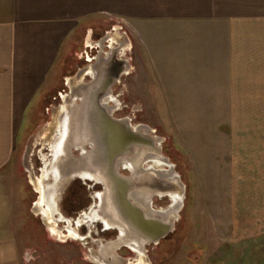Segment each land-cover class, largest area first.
Instances as JSON below:
<instances>
[{
    "label": "rangeland",
    "instance_id": "374dc122",
    "mask_svg": "<svg viewBox=\"0 0 264 264\" xmlns=\"http://www.w3.org/2000/svg\"><path fill=\"white\" fill-rule=\"evenodd\" d=\"M94 19L93 26L82 27L78 42L62 55L61 66L48 77L23 120L17 153L2 183L6 188L0 192V264H224L227 260H231L228 264H264V108L233 109V123L221 125H208L205 110H197L189 124L199 127L187 134L169 110L146 107L148 103L139 98L141 77L134 56H141V47L132 28L116 14ZM88 45L99 47L102 54L113 46L119 58L125 55L130 60L116 85L118 91L113 88L109 93L116 96L120 115L136 118L137 124L161 137L163 155L186 186L174 232L159 244L148 245L145 254L136 253L131 244L118 248L117 263L97 253V240L112 244L115 237L100 232L99 226L88 233L79 227L78 234L88 237L83 240L68 237L65 221L56 227L37 205L42 166L51 160L47 149L55 141L61 110L70 104L66 100L59 107L62 96L85 82L83 68L93 70L83 59L86 50L92 51ZM51 182L50 176L47 183ZM72 182L61 196L58 212L70 219L66 213L71 207L87 205L91 194L79 183L69 189ZM10 186L15 193L8 191ZM167 201H157L154 207L169 208ZM54 228L63 239L52 235Z\"/></svg>",
    "mask_w": 264,
    "mask_h": 264
},
{
    "label": "crops",
    "instance_id": "0c3cea01",
    "mask_svg": "<svg viewBox=\"0 0 264 264\" xmlns=\"http://www.w3.org/2000/svg\"><path fill=\"white\" fill-rule=\"evenodd\" d=\"M110 14L141 47L139 98L187 134L197 110L221 125L233 109L264 108V0H0V192L27 110L81 28Z\"/></svg>",
    "mask_w": 264,
    "mask_h": 264
},
{
    "label": "water",
    "instance_id": "95a60500",
    "mask_svg": "<svg viewBox=\"0 0 264 264\" xmlns=\"http://www.w3.org/2000/svg\"><path fill=\"white\" fill-rule=\"evenodd\" d=\"M129 67L128 58L115 65L107 61L88 87L72 91V104L61 111L56 138L51 145L48 178L39 181L37 191L38 207L44 208V213L51 209L53 217L59 212L61 196L70 182L82 178L102 184L103 191L97 194L96 214L101 216L98 221L109 223L108 228H118L120 232L117 240L109 244L113 255L129 240L139 254H145L148 245L159 244L174 232L185 199L186 186L175 172L174 164L163 155L161 137L153 135L155 130L150 127H134L129 118L113 117L115 108L107 104L106 96L112 85ZM60 142L63 152L56 155ZM75 150H80L81 155H76ZM120 164L127 166L132 175H123L119 171ZM145 164L149 169L143 171ZM50 176L52 182L47 183ZM155 195L168 196L171 206L163 212H154L149 205ZM50 213L44 214L45 217L49 218ZM64 221L70 229L73 220L64 218Z\"/></svg>",
    "mask_w": 264,
    "mask_h": 264
},
{
    "label": "flooded vegetation",
    "instance_id": "af4514ba",
    "mask_svg": "<svg viewBox=\"0 0 264 264\" xmlns=\"http://www.w3.org/2000/svg\"><path fill=\"white\" fill-rule=\"evenodd\" d=\"M109 41H107V44H108ZM113 43V42H112ZM88 47H92V51L89 53V50H86L85 51V54L86 56H84L83 59H85V61H87L86 63H88L87 65H91L93 67V70H90V71H87L88 70V67H85L83 68V73L85 74V82L84 83H79L78 86L76 87H73L70 92L69 91H65V94L62 96V100H61V103L59 105V107H62V104H64L66 102V100H72L73 99V90L75 91L76 89L78 88H85V87H88L89 84H91L95 78V75H98L99 73V70H101V68L106 65L107 61L108 62H111V65H115V63H122L125 61V55L124 57H121L119 58L118 57V52L117 51H114L115 49L113 48V46H110L108 45L107 46V50L106 52H104V54L101 53V51L99 50V47H93V46H90L88 45ZM94 49H98L96 50V53H94ZM87 57V59L85 58ZM85 63V64H86ZM94 68H96V70H94ZM113 72V71H112ZM125 75V73H122V75L119 77L118 81H116L113 85H112V88H115L116 91H118L116 89V85L118 82H120V78ZM111 91V90H110ZM123 94H120L119 96L117 97H121ZM107 98V104L108 106L115 108V111H113V117L115 118H129L131 120V123L133 124L134 127L136 126H140V124H137V122L135 121L136 118H130L129 116H125V115H120V107L118 106L119 102L117 101L116 99V96H113V95H110V93L107 94L106 96ZM79 102V101H78ZM72 104V103H70ZM69 104V105H70ZM62 111V110H61ZM65 135H66V131H65ZM65 135H63L65 137ZM154 135V133H153ZM55 137H56V133H55ZM63 137V139H64ZM63 141V140H62ZM62 142L59 143V145L56 147L55 149V154L59 155L63 152L62 150ZM162 147H163V142H162ZM47 155H49L51 157V160L48 161V162H45L43 163V166H42V176L41 178H39V181H41L43 178V180H46L47 176H48V172H50V168H51V163H52V149H47ZM75 154L80 156L81 155V151L80 150H75ZM46 158V157H45ZM120 169L119 171L123 174V175H126V176H131L132 175V172L131 170L128 169L127 166L125 165H122L120 164L119 165ZM142 169L143 171H146L149 169V166L148 165H143L142 166ZM152 172V171H150ZM55 173L58 174V169L55 170ZM152 175H154L155 177H157V174L156 173H153ZM75 183L76 184H82V185H86L89 189H90V195L89 197H87L88 199V204L87 205H84V206H80V204H75L74 207L70 209V211L66 214H68L71 219L73 220V223L71 225V228L68 229V237H72L74 239H77V240H83L84 238H88L87 236L86 237H81V235L78 234V228L81 227V226H84V230L88 233V232H96L94 230V227L95 226H99V229H100V232H106L109 234V236H112V237H115V239H117L120 235V232L118 230V228H108L109 226H111V224L109 223H106V225L103 223V222H100L98 221V217H101L99 214L97 215L96 212H97V209H98V197H97V194L99 192H102L103 191V185L102 184H96L94 182H91V181H88V180H84L82 178H77L75 179L71 185H70V188H73L75 186ZM39 196V195H38ZM162 199H166L168 200L166 203L168 204V206L170 207L171 206V201L169 199L168 196H159V195H155L153 196L152 200H151V205H149V207H151V209L154 211V212H163L165 210H167L168 208L166 209H160V208H155L154 207V204H156L157 201H160ZM86 201V200H85ZM50 211H48L47 213H44V214H49L50 212H52L51 209H49ZM96 214V215H95ZM158 214V213H157ZM58 215V216H57ZM49 218L51 219H54V224L55 226H59L58 222L59 221H62L64 220V218H66L63 214H59V213H56V216H53L49 215ZM58 224V225H57ZM93 225V226H92ZM55 227V228H56ZM51 229V232H52V235L54 237L57 236V238H60V239H63L64 237L62 236L61 233H58L56 229ZM170 235V234H169ZM168 235V236H169ZM167 236V237H168ZM166 238V237H165ZM102 241V242H101ZM106 242V243H103V242ZM97 242H99V250L97 251V253H99V256L108 261V262H112V263H117L119 262V258H117L116 255H113V250L111 251L110 250V245L107 241V239H103V240H97ZM128 243H126V245H123V247H126V248H129V245L130 244H133L132 241H127ZM129 244V245H128ZM109 247V248H108ZM134 250L136 248L132 247ZM103 252H104V255H103ZM102 254V255H101ZM116 254V253H115Z\"/></svg>",
    "mask_w": 264,
    "mask_h": 264
},
{
    "label": "trees",
    "instance_id": "16d2710c",
    "mask_svg": "<svg viewBox=\"0 0 264 264\" xmlns=\"http://www.w3.org/2000/svg\"><path fill=\"white\" fill-rule=\"evenodd\" d=\"M82 204H80V206H81Z\"/></svg>",
    "mask_w": 264,
    "mask_h": 264
}]
</instances>
